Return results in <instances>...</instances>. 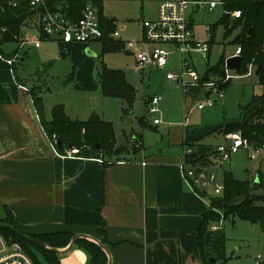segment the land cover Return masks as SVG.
I'll use <instances>...</instances> for the list:
<instances>
[{"label":"crops","instance_id":"1","mask_svg":"<svg viewBox=\"0 0 264 264\" xmlns=\"http://www.w3.org/2000/svg\"><path fill=\"white\" fill-rule=\"evenodd\" d=\"M47 40L43 39L39 48L34 46L39 49L37 55L47 51L42 50ZM3 45L4 52L8 54L16 48ZM22 45L26 47V44ZM63 45V50L81 55L86 49L94 51L90 45L82 43ZM17 59H7L0 53V219L6 218L8 209L19 228L35 236L65 231L101 241L99 230L103 229L109 241L105 246L109 250L110 256H107L111 264H213L223 258L225 235L218 232L223 228L224 219L209 226L204 239L206 258L201 255L199 229L211 205L209 198L200 192L209 193L212 189L195 187L185 178L181 166L190 155L187 154L189 148L192 154L203 157L200 164L212 161L214 149L229 143L226 127L239 121L214 128L220 130L225 143L197 146L195 142L202 138L201 133L189 129L190 126H186L180 118L173 119L178 122L169 125L158 115L159 112L151 122L144 116L146 124L141 125L157 131L160 142L150 146L144 131L132 133L133 138L143 144L134 156L126 157L124 150L118 157L111 158L109 163L97 158L62 156L53 148L44 130L30 92L32 87L24 83L17 73ZM176 66L177 59L174 57L168 69H175ZM93 70L91 64L87 70L91 79L88 84L91 91L101 94L99 83L92 78ZM140 71L148 78L152 71L164 72V85L172 90L181 89L176 83L166 80V70L148 68ZM83 73L80 67L74 77V85L78 84ZM181 90L187 93L184 99L185 116L188 115L189 104L199 109L197 104L202 98L215 97L217 93L194 87ZM222 91L225 96V89L222 88ZM46 93L40 89L45 118L50 119L54 106L66 104L63 97L52 103L47 101ZM160 97L161 103L163 97ZM254 106L259 108L260 105ZM65 109L69 117L82 120L101 112L100 108H88L87 102L82 101H74V108L65 106ZM155 117L161 118L162 123L154 124ZM209 168L205 167L206 170ZM221 171L222 180L219 174V181L224 184L226 169ZM221 194L214 192L213 195ZM214 226L221 228L214 230ZM87 260L85 251L74 247L62 255L61 263L86 264Z\"/></svg>","mask_w":264,"mask_h":264},{"label":"rangeland","instance_id":"2","mask_svg":"<svg viewBox=\"0 0 264 264\" xmlns=\"http://www.w3.org/2000/svg\"><path fill=\"white\" fill-rule=\"evenodd\" d=\"M163 1L107 0L103 3V14L120 30L123 41H136L140 40L143 35V22L156 18L159 5ZM222 15L221 8H217L212 13L203 14L200 23L194 26L196 37L201 41H211L212 38L206 30L207 26L216 24ZM212 33L215 44L210 60L207 61L200 56L194 59V67L200 74H204L206 70L216 65L222 54L227 57L232 55L237 47L233 40L238 30L229 32L224 25L217 24ZM29 35L31 39L38 37L34 28L29 30ZM114 40L119 41L120 39ZM3 46L16 47L11 54H14V58L18 57L16 60L18 75L24 83L35 88L36 91L37 89L47 91L45 95L47 101L50 100L52 103L63 97L66 108H74V101L87 102L88 108H100L101 112L98 114L113 123L117 146L124 148L123 155L126 157L136 155L143 148L139 139L133 138L132 133L134 132L144 131L145 140L150 146L157 145L161 140L157 131L143 128L140 123V119L144 116L149 122L154 117L146 112L148 96L158 94L163 97L158 115L165 123L170 125L178 122L173 119L180 118L186 126H190L189 129L192 128L195 133H201L202 138L195 142L197 146H212L226 142L220 130H214V128L224 123L235 121L241 123L248 119L258 108L257 105L254 106L258 103H253V98L264 94V87L254 68L250 69L251 73L246 75L232 70L230 73L236 77L225 90V96L221 102L204 110H199L193 107L194 104H189L188 115L185 116L184 99L187 93L181 89L172 90L166 87L163 82L165 80L163 71H161L163 74L152 71L153 74L149 78L144 75L138 68L137 60L131 50L108 51L103 54L100 44L93 41L90 46L94 48L95 52H89L86 49L82 51L83 55H81L63 50L61 47L64 45L57 41L47 40L42 49L43 51L47 49V51L37 55L36 52L39 49L34 46L30 47L28 44L24 47L21 41L7 42ZM65 52L66 54H64ZM102 61L109 68L123 70L128 81L135 88L136 98L129 113L123 111V108L127 106L123 100L105 97L102 91L100 94L90 90L88 83H91V79L87 70L93 64L94 77L92 78L99 83L98 72ZM80 67L84 73L78 84L74 85V79L70 80V77H72V73L75 77ZM85 76L88 77V80ZM148 145L146 146L148 147ZM226 167L240 180L255 179L259 173L264 177V155L254 159L250 157L249 151L237 150L232 153ZM222 173L223 171L220 172V180H222ZM209 193L214 194L212 190H209ZM218 233L225 235V248L223 247L225 251L221 250L223 258L217 259L213 264H253L257 257L264 259V228L260 224L252 225L238 217L230 218L223 222V228ZM250 255L253 257H249ZM225 259L227 260L225 261Z\"/></svg>","mask_w":264,"mask_h":264},{"label":"trees","instance_id":"3","mask_svg":"<svg viewBox=\"0 0 264 264\" xmlns=\"http://www.w3.org/2000/svg\"><path fill=\"white\" fill-rule=\"evenodd\" d=\"M16 1L18 5L14 7L10 5V0H0V26H7L9 29L5 39L0 40V53L7 59H13L14 54L5 53L2 45L7 42H20L22 40L21 37L26 32V27L30 26V20L33 16V13L30 12L29 0ZM225 9L230 12L239 10L241 11V16L232 21L231 15H223L216 24L211 26L212 32L217 24L224 25L229 32L238 30L233 40L236 46L242 47V65L238 73L242 75L248 74L250 65H253L257 72L258 67L262 66L261 72L257 76L264 87V0H228L225 4ZM102 19L104 22L106 20L109 22V25H106V35L100 41L102 53L123 50L125 42L122 40L116 41L109 36L115 27L112 21L104 14H102ZM36 26L33 25V28ZM14 35H17L18 39H15ZM41 37L42 39L45 38L43 35ZM210 44L211 47L215 44L213 33ZM226 58L227 56L222 54L218 63L210 67L204 80L221 81L225 73ZM101 63L98 80L103 95L123 100L127 104L123 111L129 113L136 98L135 88L128 81L123 70L109 68L103 61ZM71 79H74L73 73L72 77H70ZM231 82L228 81L220 84V86L226 90ZM30 92L42 119L45 132L49 137L56 135L58 141L60 140L62 143L61 147L58 144L56 146L60 154H65L71 145L80 149L78 154L80 157L97 158L104 163H109L111 158L118 157L123 153L124 148L117 146L115 127L111 121L105 120L98 113H93L85 120L73 119L67 115L63 104L54 106L51 110V118L46 119L43 98L39 94L40 89L36 91L35 88H32ZM253 103H259V108L244 122L227 126L226 131L229 133L240 130L251 144L258 146L264 142V94L260 97H254ZM140 123L146 124L145 117L140 119ZM202 160L203 157H198L196 154H190L187 157V161H190L193 165L200 164ZM223 180L224 190L221 195L200 192L209 198L211 205V208L204 214L199 229V248L203 259L206 258L205 234L213 222L221 220L222 215L224 221L238 217L251 224H260L264 228L263 175L259 173L258 181L254 179L240 180L234 176L231 170L226 169ZM0 222L19 228L12 212L8 209L6 218L0 219ZM0 233L7 239L20 243L36 264H62L61 254L31 243L9 229L0 227ZM99 234L101 235V242L104 244L109 242L103 229L99 230ZM31 236L43 240L51 247L65 248L69 245L74 234L59 231ZM75 247L82 249L87 254L88 260L86 264H108L107 253L95 241L80 238L76 241Z\"/></svg>","mask_w":264,"mask_h":264},{"label":"built area","instance_id":"4","mask_svg":"<svg viewBox=\"0 0 264 264\" xmlns=\"http://www.w3.org/2000/svg\"><path fill=\"white\" fill-rule=\"evenodd\" d=\"M105 1L107 0H29L30 12L33 13V16L30 20V26L26 27V32L21 37V43L31 44L39 48L42 44L41 36L43 35L44 39L65 45L72 43L90 45L93 41L100 44L106 35V25H109L107 20L104 22L102 19ZM227 1L164 0L159 5L156 18L143 22L141 39L124 41V49L132 51L140 70L148 68L166 70V79L176 83L184 91L189 87L207 92L215 90L217 92L215 97L207 96L197 104L199 109L213 107L224 99L220 84L232 81L236 76L230 73L232 70L227 68L225 62V73L221 81L204 80L205 75L200 74L194 67V59L200 56L202 59L209 60L214 45L211 47L210 41L199 40L196 37L194 26L200 23L203 14L212 13L217 8H221L223 15H231V19L239 18L241 11L230 12L225 9ZM9 3L14 7L18 5L16 0H10ZM33 25H37L34 28L38 35L36 39H31L29 35V30L33 28ZM206 30L212 38L211 26H207ZM8 32L7 26H0V40H4ZM109 36L113 39L122 40L121 32L117 27H114ZM14 38L18 39V36L14 35ZM241 52L242 47L237 46L235 52L228 57L241 56ZM174 57L177 59V66L175 69L169 70L168 66ZM8 62L9 64L12 63V61ZM253 68L254 66L250 65L248 74ZM160 100L161 97L158 95L149 98L148 113L150 115L156 116L160 112ZM153 122L158 125L162 123V120L155 117ZM49 140L53 148L57 150V136L53 135L49 137ZM228 140L229 143L218 145L214 149L212 161L204 165H193L186 159L184 160L181 166L184 176L195 187L212 189L215 194H221L224 190V184L219 181V174L221 170L228 169L226 165L229 163L233 152L245 149L254 159L264 155V142L254 146L240 130L229 132ZM79 152V148L72 147L61 155L74 157L78 156ZM187 154H192V149L189 148ZM205 167L210 168L206 170ZM222 221L223 215L219 222ZM220 228L221 226L213 227L214 230ZM0 264L36 263L20 243L7 239L0 233ZM254 264H264V259L257 257Z\"/></svg>","mask_w":264,"mask_h":264},{"label":"water","instance_id":"5","mask_svg":"<svg viewBox=\"0 0 264 264\" xmlns=\"http://www.w3.org/2000/svg\"><path fill=\"white\" fill-rule=\"evenodd\" d=\"M94 52V51H93ZM66 54V52L64 53ZM241 65H242V56H233V57H228L226 59V66L228 69L230 70H236V71H240L241 70ZM262 66H259L257 69L256 74L258 75L261 72ZM62 143L59 140L58 141V146L61 147ZM70 148H72V146L70 145ZM100 148V147H99ZM200 171V170H198ZM258 181V179L256 180ZM0 227L5 228V229H9L13 232H15L16 234H18L19 236H21L22 238L26 239L27 241L43 246L44 248L54 251L58 254H66L68 253L70 250H72L75 247L76 241L80 238H86L87 235L84 234H76L72 237L69 245L65 248H56V247H51L49 246L46 242H44L43 240L33 237L29 234L24 233L20 228L7 224V223H3L0 222ZM96 243H98L104 250L105 252H107L108 256H110L109 250L107 249V247L105 246V244L103 242H101L99 239L93 237L92 238ZM108 264H111V259L109 258Z\"/></svg>","mask_w":264,"mask_h":264}]
</instances>
